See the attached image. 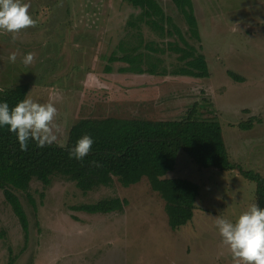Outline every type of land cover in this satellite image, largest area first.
<instances>
[{"label":"rangeland","instance_id":"obj_1","mask_svg":"<svg viewBox=\"0 0 264 264\" xmlns=\"http://www.w3.org/2000/svg\"><path fill=\"white\" fill-rule=\"evenodd\" d=\"M157 1L173 18L171 36L137 21L140 10L126 0H23L37 25L15 42L0 33V94L27 84L26 96L53 103L59 145L80 119L182 120L197 107L196 118L220 122L230 160L264 176V0H192L200 41L172 0ZM175 27L205 55L209 78L171 75L183 65L168 48L183 45ZM30 52L35 61L25 66ZM124 56L135 66L111 61ZM167 175L200 187L192 222L177 230L147 179L83 193L56 177L10 197L0 191V264H233L214 218L234 222L255 203L256 184L184 152ZM114 197L126 201L120 213L76 210Z\"/></svg>","mask_w":264,"mask_h":264},{"label":"trees","instance_id":"obj_2","mask_svg":"<svg viewBox=\"0 0 264 264\" xmlns=\"http://www.w3.org/2000/svg\"><path fill=\"white\" fill-rule=\"evenodd\" d=\"M126 1L140 10L137 21L162 36L174 34L173 18L166 14L157 0ZM172 1L185 18L192 37L200 41L192 0ZM130 25L134 27L137 24L132 22ZM175 32L183 45L175 42L176 44L170 43L168 48L178 54L183 65L171 75L209 78L205 55L189 44L177 27ZM133 52H137V49H133ZM128 60L124 56L113 57L111 61L128 65L130 63L131 67L137 63ZM121 70L124 73L130 71L129 68ZM146 72L155 74V70L149 69ZM140 73L144 74L145 71ZM233 78L239 79L236 76ZM28 89L27 84L10 89L5 94H0V103L7 102L12 108L18 101L26 98ZM196 108L189 111L182 120L148 121L116 117L80 119L70 128L65 146L53 143L41 148L35 141L29 140L27 151L20 150L16 135L9 132L7 126L0 127V191L10 197L13 190L29 191L35 180L47 186L56 177L75 183L83 193L111 187L115 182L130 187L147 179L153 192L164 201L171 227L177 230L192 222L200 195L197 183L169 178L167 175L174 170L179 153L184 152L201 168L237 170L245 179L254 182L255 204L264 209V176L244 170L239 164L232 162L220 122L196 118ZM84 135H89L94 140L90 154L83 161L70 159L68 150ZM93 161L101 167L94 166ZM125 204L126 201L114 197L77 207L76 210L93 215L120 213Z\"/></svg>","mask_w":264,"mask_h":264},{"label":"clouds","instance_id":"obj_3","mask_svg":"<svg viewBox=\"0 0 264 264\" xmlns=\"http://www.w3.org/2000/svg\"><path fill=\"white\" fill-rule=\"evenodd\" d=\"M29 9L30 4L23 0H0V33L9 34L15 42L22 31L35 28L37 21ZM17 56L18 50L12 52L8 60L15 63ZM35 58V53H27L22 63L29 66ZM57 117L58 109L53 103L42 104L30 96L12 108L7 102L0 103V127L7 126L9 132L16 135L21 151H27L29 140L41 148L57 142L62 133ZM93 143L91 136L84 135L68 150L69 158L83 161ZM92 163L101 167L95 161ZM214 219L221 244L229 250L233 264H264V209L253 203L234 222L219 216Z\"/></svg>","mask_w":264,"mask_h":264}]
</instances>
